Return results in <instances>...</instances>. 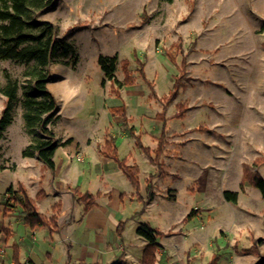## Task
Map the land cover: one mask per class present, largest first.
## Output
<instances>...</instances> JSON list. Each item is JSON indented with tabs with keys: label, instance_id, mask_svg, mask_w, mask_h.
Here are the masks:
<instances>
[{
	"label": "rangeland",
	"instance_id": "1",
	"mask_svg": "<svg viewBox=\"0 0 264 264\" xmlns=\"http://www.w3.org/2000/svg\"><path fill=\"white\" fill-rule=\"evenodd\" d=\"M38 18L51 21L56 35L72 45L66 56L47 66L46 87L56 98L55 114L60 116L48 127L56 135L65 129L97 134L95 119L86 111L104 94L101 85L106 87L109 81L98 66L99 55L117 56L115 78L120 81L121 60L129 62L135 89L143 95L134 106L136 100L126 95L129 86H124V102L134 117L142 100L146 112L148 107L162 108V97L156 94L168 93L185 60L182 86L166 112L177 111L176 102L187 108L184 117L168 119L169 136L160 159L172 173L160 172L152 196L133 219L125 239L136 238L141 222L163 231L173 224L170 237H159L157 264H208L214 253L216 264H264V198L257 188L245 184L242 191L239 188L243 165L264 157V0H53ZM77 22L82 27L70 31ZM135 58L143 62L156 94L138 76ZM25 69L23 63L0 60V85L6 84V74L19 84L11 122L0 138V194L22 175L21 169L11 172L15 162H41L21 155L38 133L35 129L28 133L24 124L23 94L25 90L34 94L28 89ZM63 78L73 84L60 86ZM5 99L0 93V112ZM117 102L112 95L109 103ZM181 128L191 129L173 137L172 132ZM146 130L142 142L154 148L158 130L147 125ZM119 137L118 158L131 152L129 160L148 162L131 137ZM54 139L61 143L68 138ZM63 154L66 159L59 148L55 162ZM71 155L78 162H98V155L89 149L86 160L80 148ZM253 169L264 178V162ZM225 190L237 192L235 203L224 199ZM191 209H197V217L182 222ZM253 245L255 252L244 251Z\"/></svg>",
	"mask_w": 264,
	"mask_h": 264
},
{
	"label": "crops",
	"instance_id": "2",
	"mask_svg": "<svg viewBox=\"0 0 264 264\" xmlns=\"http://www.w3.org/2000/svg\"><path fill=\"white\" fill-rule=\"evenodd\" d=\"M106 82L108 83L106 87L101 85L104 94L99 96L95 105L91 102L86 111L87 114L92 115V119H95L93 127L97 134L92 135L89 130L76 133V130L65 129L60 135H56L52 130L55 138H61L62 141L65 138L70 139V142L65 146H58L54 153L55 155L57 150L62 148L66 159L63 158V154L61 161L55 162L53 156V169L48 168L43 162H15L10 168L12 173L20 169L22 172L21 177L10 181V187L16 190L18 184L21 183L27 195L35 199L38 212L50 216L53 213L52 207L56 203L59 204V211L55 230L50 231L47 227L30 229L22 223L21 206L7 201L9 195L6 190L0 194L2 198V203H0V264H13L14 244L17 245L19 264H113L115 262L141 264V252L146 240L140 242L139 236L136 234V238L129 242L125 239V233L133 225V219L143 212L145 203L150 198H148L149 190L152 196L153 185L155 180L159 178L160 172L172 173L171 167L160 160L162 168H158L148 158V162L142 164L131 161L128 159L131 156V152H129V155L123 158L127 159L128 164H135L138 167L139 190L136 191L117 163L110 157L102 156L99 153V148L110 135L116 138V149L119 136L128 135L133 139V144L136 146L135 139L128 133L127 126L122 123L121 116L112 114L111 107L124 105L126 116L129 119L128 125L134 127L136 134H140L141 142L147 131L146 125L151 127L153 131L158 130V140L162 121L158 119L157 114L161 112L162 108L152 106L148 107L149 111L146 112V105L142 100L141 111L136 113L137 117H134L130 115L122 95L125 85L119 89L117 96L113 92L109 93L112 88L111 81ZM134 82L132 85H128L129 88H126L125 92L129 98L136 100L134 106H138L139 97H143V95L135 89L136 80ZM68 84H73V81H65L63 78L60 86ZM112 95L117 99L118 105H116L117 103H109ZM156 96L161 98L164 95L158 96L156 94ZM120 101L123 103L120 104ZM171 103L166 108H169ZM165 112L167 130L168 119L172 118L171 116L176 111ZM102 117L105 121H101L103 125L99 128L98 121ZM134 118L139 121L135 123ZM58 120H60V116ZM190 129L181 128L180 132H175L176 134L173 131V137L175 135V138H180L176 135L187 134ZM165 135L166 141L169 132H166ZM210 142H213V139H210ZM76 148H80L82 155H85L84 160H86L87 149L92 155L97 154L98 162L96 160L95 162H78L77 159L71 158L70 156ZM155 148L156 146L150 149ZM28 158L37 159L36 157ZM143 168L145 172H142ZM150 176L152 177L150 178ZM148 183L151 184L150 189H148ZM74 188H77L79 192H89L94 195L92 207L84 210L83 204L76 199ZM120 221L123 222V228L121 234L118 235L116 228ZM172 225L164 231L160 230L162 235L167 234L170 237L173 234L171 232ZM162 235L156 237L159 247L156 251L157 257L154 264H157L160 258L159 237Z\"/></svg>",
	"mask_w": 264,
	"mask_h": 264
},
{
	"label": "trees",
	"instance_id": "3",
	"mask_svg": "<svg viewBox=\"0 0 264 264\" xmlns=\"http://www.w3.org/2000/svg\"><path fill=\"white\" fill-rule=\"evenodd\" d=\"M53 0H0V60H12L26 65L23 73L28 82V89L32 93L24 91L22 99V107L24 109L23 119L26 131L32 133V130H37L38 133L32 136L31 142L21 151L23 157L35 156L43 162L48 168H54V153L58 146L65 145L70 142L66 139L61 143H57L54 139V133L48 127L59 119L57 104L54 95L46 87L48 80V64L58 57H63L71 50L72 45L56 35V28L49 20H40L39 13L50 6ZM82 25L77 22L69 28L73 31ZM136 56V55H135ZM134 56V57H135ZM169 59L174 61L173 55L167 53ZM135 62L139 65L137 72L138 76L150 88V93L155 94V91L145 75L143 62L139 58H135ZM97 63L105 78L112 83L111 92L119 95V89L122 86L132 85L135 81L134 76L129 69V62L126 59L121 60L123 79L121 81L115 78L118 58L114 56L99 55ZM185 60H182V69L179 75L173 77V82L170 90L162 97L163 107L160 113L157 114L158 119L162 122L160 136L157 140L156 148L151 150L143 146L140 134H136L134 127L129 126V119L126 116L124 105L111 107L112 114L120 115L122 123L127 126L128 133L134 137L136 146L143 151L148 160L162 168L160 158L164 153L165 137H166V119L164 118L165 108L178 95L179 89L182 86L181 80L183 76ZM75 65V61L73 62ZM6 84L0 85V93L5 96V105L0 112V138L3 132L10 124L12 119L13 102L16 99L18 90V81L10 78L6 74ZM103 83V81L101 82ZM114 87V88H113ZM177 111L171 116L172 118H182L185 115L186 105L176 103ZM39 130V131H38ZM115 136L110 135L99 148V153L102 156L112 158L122 170L124 175L130 181L136 191L139 190L138 167L135 164H128L126 158H118L117 149L115 146ZM264 162L263 156H257L253 159L251 165H243L241 181L239 188L242 191L245 185L257 188L261 196L264 198V178L261 174L253 169ZM152 176H150L151 178ZM151 184L148 183V189ZM76 194V199L84 206V210H88L94 204V195L89 192H79L77 188L73 189ZM9 195L8 202L19 204L22 208V223L28 228L47 227L50 231L57 228V214L59 204L53 205V213L46 216L38 212L35 199L27 195L24 186L19 183L16 190L9 187L6 190ZM40 193V192H39ZM38 193V195H39ZM224 199L228 202L235 203L237 200V192L225 190L222 193ZM151 197L149 190L148 198ZM7 202V203H8ZM197 209H191L182 219L188 222L197 217ZM123 222L120 221L117 225L116 232L121 234ZM136 234L146 240V244L142 249L140 263L154 264L159 244L156 242V237L162 235V232L156 228H152L149 224L142 222L136 228ZM255 244L259 240L254 239ZM244 251H256L255 245ZM217 253H214L208 264L217 263ZM13 264H19L17 245H13L12 252ZM113 264H121L115 262Z\"/></svg>",
	"mask_w": 264,
	"mask_h": 264
}]
</instances>
